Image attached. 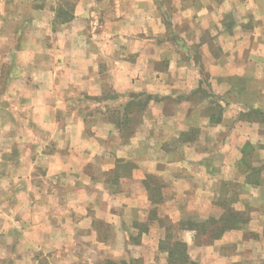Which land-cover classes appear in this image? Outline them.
I'll list each match as a JSON object with an SVG mask.
<instances>
[{"label":"crops","instance_id":"1","mask_svg":"<svg viewBox=\"0 0 264 264\" xmlns=\"http://www.w3.org/2000/svg\"><path fill=\"white\" fill-rule=\"evenodd\" d=\"M58 1L0 0V264H264V0Z\"/></svg>","mask_w":264,"mask_h":264},{"label":"trees","instance_id":"2","mask_svg":"<svg viewBox=\"0 0 264 264\" xmlns=\"http://www.w3.org/2000/svg\"><path fill=\"white\" fill-rule=\"evenodd\" d=\"M71 9H73V6H71ZM72 18H73V13L69 9L64 8V9L60 10V13L58 14L56 22L61 24V23L70 21ZM137 105L141 106L143 104L141 102H138ZM150 198H151V201H158L156 194L151 193L150 194ZM227 220H228L229 224L222 225L220 227L218 226L219 228L215 231V233H217V235H221L226 230V228H228V227H236V226H238L240 224V222H241V219H239L238 217H235L234 214H232V215L229 214ZM179 250H178V252H180V255L182 256V258H184V256H183L184 255L183 246H179ZM180 258H177L176 256H174V260H177V259H180Z\"/></svg>","mask_w":264,"mask_h":264},{"label":"rangeland","instance_id":"3","mask_svg":"<svg viewBox=\"0 0 264 264\" xmlns=\"http://www.w3.org/2000/svg\"><path fill=\"white\" fill-rule=\"evenodd\" d=\"M78 0H59L58 1V7H57V9H56V19H57V17H58V14L60 13V10H62V9H64V8H67V9H69L71 12L73 11V9H71V6H73V8H74V6H75V4H76V2H77ZM99 2H103V0H98ZM108 4V3H107ZM112 4V3H111ZM108 5H110V4H108ZM106 8H110L109 6H106ZM98 10H96V12L95 13H93L92 15H91V17L92 18H94V19H97V17H98V12H97ZM111 16V15H110ZM109 15L107 16V18H109L110 17ZM112 17V16H111ZM55 19V20H56Z\"/></svg>","mask_w":264,"mask_h":264}]
</instances>
